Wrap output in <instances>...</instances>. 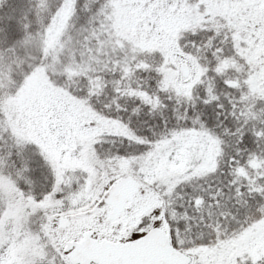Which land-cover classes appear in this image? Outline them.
<instances>
[{
  "label": "snow or ice",
  "instance_id": "snow-or-ice-1",
  "mask_svg": "<svg viewBox=\"0 0 264 264\" xmlns=\"http://www.w3.org/2000/svg\"><path fill=\"white\" fill-rule=\"evenodd\" d=\"M0 264H264V0H0Z\"/></svg>",
  "mask_w": 264,
  "mask_h": 264
}]
</instances>
